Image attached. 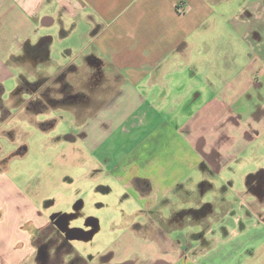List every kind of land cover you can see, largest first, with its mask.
Segmentation results:
<instances>
[{"label": "crops", "instance_id": "0c3cea01", "mask_svg": "<svg viewBox=\"0 0 264 264\" xmlns=\"http://www.w3.org/2000/svg\"><path fill=\"white\" fill-rule=\"evenodd\" d=\"M219 1L0 0V111L7 113L1 100L4 93L13 96V106L26 105L25 92L30 96L26 103L36 100L39 105H51V96L60 95L64 86L68 90L83 68L74 63L75 57L84 58V68L89 67L84 69L85 79L91 80L95 72L105 73L114 89L108 94L113 95V103H102L101 113L108 118L117 110H132L121 114L118 128L127 129L122 124L134 117L133 127L146 133L140 140L145 152L138 146L133 153L111 155L112 160L104 164L118 179L130 178L124 185L138 191L144 207H156L185 178L192 175L197 185L200 173L206 175L210 170L218 174L248 149L258 153L256 141L264 144V0H244L242 10L233 16V31L249 49L241 71L233 73V108L216 98L197 104L201 97L197 91L193 104L190 100L182 104L187 120L178 125L174 109L170 124L158 104L148 100L154 86L168 88L171 80L189 76L192 52L205 47L207 28L203 24L214 12L211 6ZM190 74L191 79L196 72ZM13 80L16 86L12 90L8 87ZM89 129L84 135L93 152L99 143L93 141L98 129L93 123ZM114 130L105 127L104 138ZM151 133H161L162 140L151 139ZM156 143L157 150L152 147ZM87 152L82 154L84 158L89 156ZM17 195L10 176L0 170V264H50L54 253L51 247L45 249V240L39 235L42 227L26 231L25 215L14 211L22 204L15 202ZM150 222L156 226L145 225L153 234L146 240L165 248L158 241L161 233L156 221L151 217ZM35 239H39L36 244ZM166 242L172 243L170 239ZM190 250L171 255L176 256L172 260L165 249L145 247L118 251L107 259L96 256L93 264H180L184 258L190 261ZM169 251L173 253L174 247Z\"/></svg>", "mask_w": 264, "mask_h": 264}, {"label": "rangeland", "instance_id": "374dc122", "mask_svg": "<svg viewBox=\"0 0 264 264\" xmlns=\"http://www.w3.org/2000/svg\"><path fill=\"white\" fill-rule=\"evenodd\" d=\"M243 1L222 0L212 5L214 12L203 24L207 28L205 47L192 52L189 76L171 80L168 88L153 87L148 100L158 104L170 124L173 113L178 125L185 123L182 104L189 100L193 104L197 91L201 94L197 104L216 98L233 108V73L241 71L249 52L233 31V16ZM56 45L59 47L57 41ZM74 63L83 68L70 81L69 92L85 93L78 101L66 103L71 106L61 105L63 90L51 96V105H39L36 100L26 103L30 99L27 92L23 93L26 105L13 106L10 93L1 96L7 113L0 111V170L18 188L15 202L24 205L15 206L14 211L25 215L24 229L42 227L40 238L45 244L52 237H58L59 242L65 240L61 264H68L76 256L93 264L96 256L107 259L118 251L127 253L145 247L165 249L172 260L191 249L190 261L184 258L180 264H264V144L256 141L258 153L248 149L218 174L210 170L206 175L200 173L197 185L192 175L185 178L156 207L147 209L138 191L124 185L130 178L124 175L118 179L104 164L112 160L111 155L133 153L138 146L145 152L140 140L146 133L137 125L133 127L134 117L122 124L127 129L118 128L121 114L132 110L120 109L106 118L100 109L104 102L113 103V95H108L114 91L111 81L105 79V73L96 72L86 80L84 58L77 56ZM192 71L196 75L190 79ZM14 82L8 88L13 90ZM6 116L5 122L1 121ZM92 123L98 129L93 141L99 142L93 152L85 136L91 132ZM108 126L115 130L104 138L102 131ZM157 134L151 133V139L159 142L162 137ZM152 147L157 150L159 143ZM84 152L89 156L84 158ZM258 185H262V191L255 190ZM151 217L160 228L158 241L164 242L165 248L149 239L142 241L153 235L145 229L148 224L156 226L150 222ZM168 239L172 243L166 242ZM38 242L35 239V244ZM171 246L173 253L169 251ZM45 249L50 250V246ZM51 252L53 258L58 255L56 250Z\"/></svg>", "mask_w": 264, "mask_h": 264}, {"label": "flooded vegetation", "instance_id": "af4514ba", "mask_svg": "<svg viewBox=\"0 0 264 264\" xmlns=\"http://www.w3.org/2000/svg\"><path fill=\"white\" fill-rule=\"evenodd\" d=\"M63 88H65L63 89V91L65 92L62 95L63 97L60 99V103L65 106H69L66 103L78 101L80 96L84 94V93L83 94L81 93L72 94L69 92V89L66 90V86H64ZM258 188H260L262 191V185L260 186L258 185V187L255 190H257ZM42 234L43 233L41 232V234L39 235H42ZM49 241H50L49 244L46 243V245L50 246L54 251L56 250V254H58V255H55V257L50 261V264H59L61 263L60 261L61 251H63V245L65 244V240H62L64 242H59L58 237L56 238V240H54V237H52L50 238ZM42 244L43 242L40 243V247L43 246ZM68 264H85V261L83 260V258L76 256L74 259H71L70 262H68Z\"/></svg>", "mask_w": 264, "mask_h": 264}]
</instances>
